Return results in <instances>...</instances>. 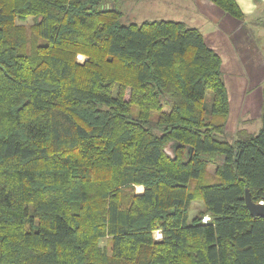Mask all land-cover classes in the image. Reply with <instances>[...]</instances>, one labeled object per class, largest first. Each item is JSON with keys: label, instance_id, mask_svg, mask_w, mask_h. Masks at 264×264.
Listing matches in <instances>:
<instances>
[{"label": "trees", "instance_id": "obj_1", "mask_svg": "<svg viewBox=\"0 0 264 264\" xmlns=\"http://www.w3.org/2000/svg\"><path fill=\"white\" fill-rule=\"evenodd\" d=\"M112 1L0 0V264H264V88L259 132L226 141L220 56Z\"/></svg>", "mask_w": 264, "mask_h": 264}, {"label": "rangeland", "instance_id": "obj_2", "mask_svg": "<svg viewBox=\"0 0 264 264\" xmlns=\"http://www.w3.org/2000/svg\"><path fill=\"white\" fill-rule=\"evenodd\" d=\"M107 7L119 11L122 25L171 20L197 29L205 44L213 49L222 61L221 78L226 87L229 114L221 138L235 142L242 132L254 135L259 132L262 126L260 109L264 88V18L252 22L245 20L242 24L224 16L206 0H113ZM32 23L31 18L23 23L18 22L19 25L25 26L28 32ZM86 60L84 55L76 56V61L80 64ZM205 102L209 107L210 92L206 93ZM151 119H155V114H152ZM215 171L216 166L209 164L203 178L204 184L215 182ZM136 187L138 186H135V194ZM193 188L194 183L191 182L188 192H192ZM202 208L201 201H194L188 213L189 220L191 221ZM105 244L106 239L100 242L101 246Z\"/></svg>", "mask_w": 264, "mask_h": 264}, {"label": "crops", "instance_id": "obj_3", "mask_svg": "<svg viewBox=\"0 0 264 264\" xmlns=\"http://www.w3.org/2000/svg\"><path fill=\"white\" fill-rule=\"evenodd\" d=\"M234 1L236 2V4H237L238 8L240 9L242 16H243L242 20L239 21V23L243 24V23H245V20H247V22L260 21L259 19L264 18V0H234ZM242 24H241V26H242ZM261 101H262V99H261ZM138 187L142 188V193H143L144 188L142 186H138ZM138 187H136V189ZM142 193H140V194H142ZM136 194L138 195L139 193L137 192ZM202 210H203V208H202ZM202 210H200V211H202ZM205 216H209V215H205Z\"/></svg>", "mask_w": 264, "mask_h": 264}, {"label": "water", "instance_id": "obj_4", "mask_svg": "<svg viewBox=\"0 0 264 264\" xmlns=\"http://www.w3.org/2000/svg\"><path fill=\"white\" fill-rule=\"evenodd\" d=\"M244 202L250 216L255 218L257 217L264 218V205L259 203L254 204L251 200L248 190H245Z\"/></svg>", "mask_w": 264, "mask_h": 264}, {"label": "built area", "instance_id": "obj_5", "mask_svg": "<svg viewBox=\"0 0 264 264\" xmlns=\"http://www.w3.org/2000/svg\"><path fill=\"white\" fill-rule=\"evenodd\" d=\"M259 204H263L262 202H259ZM201 222L203 224H207L210 222V217L209 216H204L201 218ZM153 238L155 241H160L162 239V235L159 231H155L153 234Z\"/></svg>", "mask_w": 264, "mask_h": 264}]
</instances>
